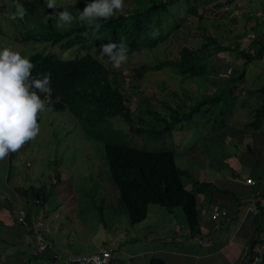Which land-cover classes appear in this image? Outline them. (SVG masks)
<instances>
[{
	"label": "trees",
	"instance_id": "1",
	"mask_svg": "<svg viewBox=\"0 0 264 264\" xmlns=\"http://www.w3.org/2000/svg\"><path fill=\"white\" fill-rule=\"evenodd\" d=\"M10 1L19 2V0ZM184 1L189 3V0ZM91 2L92 0H78L73 6H59L55 11L68 10L76 15L77 11H82ZM178 2L179 0H124V7H129L117 12L107 21H100L102 27L96 36H93L89 29L77 22L58 30L56 18H49L54 10L48 9L43 0H21V5L26 10L24 19L31 22L32 27L21 32L23 34L20 38H16L21 44H43L61 49V56L42 52L27 55L35 66L32 75L42 78L44 74H50L53 89L50 109L56 112L69 111L81 126L88 141L103 144L109 177L118 190L119 205L129 225L134 226L143 222L151 205L170 211L179 208L190 235L199 236L201 232L197 197L201 194H213L214 187L209 183L195 180L191 172L178 167L173 151L148 152L129 146L126 141L130 142V140L121 130L113 128L111 119L121 118L132 136H146L156 140L170 136L175 130L182 131V125L191 123L196 117L204 120L205 125L210 121L207 120L209 114L215 115L217 108L228 105L227 99L231 100V106H233L236 100V97H233L234 101H232V93L236 89L233 86L235 83H243L245 69L240 71L235 81L224 80L228 84L223 87L218 86L215 95L190 100V104L186 105L184 96L180 98L176 92H172L173 98L179 103L177 102L175 106L162 103L165 115L153 110L145 102V110L134 118L131 101L124 88V79L120 78L118 72L108 68L106 61L99 57L102 45L110 42L118 44L121 39L129 46L128 56L143 51H153L169 42L191 18H197L198 24L207 21L209 17L219 18L222 15L219 10L229 5L231 0H227L225 4L218 2L213 7L198 5L194 2L196 4L185 6L183 12L185 16L172 19L170 18V15L173 17L171 8ZM253 19L255 18H251ZM199 30L202 31L199 47L183 46L169 60L159 61L156 64H142L132 70L134 79L137 81L149 72H160L170 68L183 77L212 81L211 78L217 77L220 72V69L213 64L216 56L236 53L237 57L243 61V66L264 56V38L262 37L256 42L257 48L251 47L252 52L248 53L239 50V47L233 49L230 46L221 45L207 34L205 28L199 27ZM34 31L40 34H35ZM153 31L159 33L156 38L151 36ZM230 83L233 84L232 87L229 86ZM256 94L259 98L263 97L264 86ZM262 100L261 106L250 111V122L236 128L233 124L220 122L213 127L212 135L219 129L230 128L227 129L228 132L230 131V137L228 136L227 142L224 143L235 140L238 144H242L244 138L260 133L264 124V98ZM224 111L219 114L226 116ZM228 112V110L225 111V113ZM228 114L232 116V112ZM203 140L202 147L208 153L210 149H206V139L203 138ZM245 148L246 152H251L250 146L246 145ZM220 152L223 153L222 150ZM258 153L261 156V153ZM9 163L8 175H13L11 158ZM2 177L0 185L5 186L1 183ZM58 179L57 174L56 180ZM258 180L264 182V177L260 176ZM189 184L190 190L187 189ZM14 190L26 201V225L17 222V207L7 198H0V246H2L0 252L5 253L8 247H16L15 240L19 237L30 238L32 242L28 245L27 263L24 264H55L58 261L54 255L47 259V263L44 262L45 251L37 253L33 238L35 218L39 215L38 210L47 203L50 192L45 186L14 188ZM260 214L262 215L263 212ZM261 229L259 226V230ZM259 243L260 236L252 241L245 264H251L255 258L259 257V247H257ZM1 253L0 264H9L11 258L4 259ZM16 257L17 255L13 259L17 260ZM19 261L18 259L14 263ZM149 264H166V262L152 257ZM258 264H264V253Z\"/></svg>",
	"mask_w": 264,
	"mask_h": 264
},
{
	"label": "rangeland",
	"instance_id": "2",
	"mask_svg": "<svg viewBox=\"0 0 264 264\" xmlns=\"http://www.w3.org/2000/svg\"><path fill=\"white\" fill-rule=\"evenodd\" d=\"M43 1L45 2V0ZM77 1L56 0V4L57 7L73 6ZM226 1L189 0V3H186L184 0H179L176 5L172 6L173 17L170 15V18L185 16L184 9L189 5L197 3L213 7L218 2L225 4ZM16 5L17 3L10 0H0V49L9 47L25 57L34 52L61 56L62 51L58 47L31 43L21 44L17 41V38L23 34L21 32L31 28L32 23L24 18L16 20L10 18L11 14L16 11ZM128 7H124L123 10ZM219 11L222 12L219 18L209 17L201 24L197 23V18H191L169 42L153 51H143L129 56L128 62L122 65L119 70L105 62L108 68L118 72L120 78L124 79V88L131 101L134 118H137L145 110V102L153 110L165 115L162 103L175 106L178 102L173 98L172 92H176L180 98L184 96L186 105L190 104V100L215 95L218 86L223 87L228 84L224 80L235 81L240 71L245 69L243 83H235V86L232 83L229 84L234 89L236 87L232 93V101H234L233 97H236L233 106H231V100L227 99L228 105L224 104L225 106L221 105L220 108H217L215 115L214 113L209 114L207 120L210 121L205 125L204 120L196 117L191 123L183 124L182 131L175 130L170 136L156 140L146 136H132L121 118L111 119L113 128L121 130L130 140V142L126 141L129 146L148 152L173 151L178 167L183 170L188 169L190 165L183 158H202L207 155L203 153V138L206 139V149L215 153L212 144L214 126L223 122L224 124H233L236 128L251 121L250 111L261 106L262 98H264V96L259 98L256 94L264 86V56L246 66H243V61L237 57L236 53L216 56L213 59V64L220 69V72L217 77L211 78L212 81L183 77L170 68L160 72H149L142 79L136 81L132 70L142 64H156L159 61L169 60L183 46L199 47L202 34L199 27L205 28L207 34L215 38L221 45H227L233 49L239 47V50L245 46L256 49V42L261 37L258 34L260 35L264 31V25L260 23L259 19L257 20V14L264 16V0H231L229 5H225ZM251 18L255 19L251 20ZM34 33L40 34L37 31ZM251 34L258 36L257 40L252 43L246 40V37ZM230 69L231 73L228 74ZM224 110L232 112V116L230 117L229 112L225 113ZM223 111L226 116L219 114ZM39 118V135L20 151L12 153L5 160L0 161V178L3 176L1 183L7 187L0 185V198L10 200L17 207V211H25L26 201L16 194L14 188L45 186L50 195L39 214L47 212L48 224H56V226L66 229L65 240L70 238L67 243L71 244L69 246L73 255H85L93 248V242L102 240L107 234L118 236L117 241H122L127 235L121 232L126 227L128 228L129 222L119 205L118 190L110 180L104 159L103 144L88 141L81 126L68 112L56 113L49 110L41 113ZM227 129H219L216 135L228 138L230 131L228 132ZM262 133H264V129H262ZM249 137L246 139L250 140ZM243 145L245 142L239 145L235 140H231L222 149L223 153L220 152L218 157L209 155V158H225L226 155L229 156L227 158H233L227 150L233 152H237L239 149L244 150ZM258 148L262 156L264 146H258ZM10 158L13 175H8ZM57 174L59 175L58 181L56 180ZM71 191L76 195H70ZM75 198L76 200H74ZM34 209L37 208L34 207ZM42 218L43 216L35 218L34 224L36 225ZM118 233L120 235H116ZM103 249L112 251V248L107 244ZM114 258L121 260L123 255L115 253Z\"/></svg>",
	"mask_w": 264,
	"mask_h": 264
},
{
	"label": "crops",
	"instance_id": "3",
	"mask_svg": "<svg viewBox=\"0 0 264 264\" xmlns=\"http://www.w3.org/2000/svg\"><path fill=\"white\" fill-rule=\"evenodd\" d=\"M221 138V135L212 136L213 149L218 154L211 150L208 154L203 149V153L207 155L202 158H183L190 164L186 170L191 172L195 180L209 183L214 187L213 194H201L197 197L201 232L199 236L190 235L183 213L178 208L170 211L151 205L143 222L134 226L129 225L121 232L127 235L122 241H117L118 236L106 233L102 240L93 242L91 251L85 255H73L69 246L71 244L67 243L70 238L65 240L66 229L56 224H48L47 212H40L37 217L43 216L48 242L44 262L55 254L61 259L88 256L107 244L112 248L109 264H149L152 257L160 258L166 264H245L252 241L260 236V243L257 245L259 260L251 263L258 264L264 253V198L258 195V190L264 188V182L258 180L260 176L264 177V154L260 156L258 153V146H264V133L261 130L260 133L249 137L250 140L244 138V150L233 152L228 149V154L233 158H209V155L218 157L227 144L224 143L227 142L226 138L223 137L222 140ZM246 145L250 146L251 152H246ZM247 178L258 180L259 187L246 185ZM187 189H191L190 184L187 185ZM72 194L76 195L71 191L70 195ZM72 199L71 197V201ZM214 210L225 211L227 216L213 220ZM15 242L16 247H8L5 253L0 252L3 254L2 257L4 259L10 257L9 264L27 263L31 239L19 237ZM115 253L122 254L123 259H115ZM15 255L19 262L14 263L18 260L13 259Z\"/></svg>",
	"mask_w": 264,
	"mask_h": 264
},
{
	"label": "clouds",
	"instance_id": "4",
	"mask_svg": "<svg viewBox=\"0 0 264 264\" xmlns=\"http://www.w3.org/2000/svg\"><path fill=\"white\" fill-rule=\"evenodd\" d=\"M45 4L48 9L54 10L49 18H56L58 30L77 22L89 29L93 36L102 27L100 21L109 20L124 8V0H92L73 15L68 10L55 11L56 0H45ZM25 14L26 10L19 0L10 18L23 19ZM158 35V31L151 33L152 38ZM128 53L129 46L121 39L118 44L110 42L102 45L99 57L119 70L128 62ZM34 67L30 58L20 52L9 47L0 49V161L34 140L40 132V114L51 110L53 89L50 74H44L42 78L34 77Z\"/></svg>",
	"mask_w": 264,
	"mask_h": 264
},
{
	"label": "built area",
	"instance_id": "5",
	"mask_svg": "<svg viewBox=\"0 0 264 264\" xmlns=\"http://www.w3.org/2000/svg\"><path fill=\"white\" fill-rule=\"evenodd\" d=\"M256 17V16H255ZM258 17V18H257ZM257 20H260V23L264 25V16L261 14H257ZM258 36H261L264 38V31L261 32V34ZM258 36H255L254 34H251L250 36L246 37V40H249L250 43L254 42L257 40ZM241 51L251 53L252 50L245 46V48L240 49ZM231 73V69L228 70V74ZM245 184L253 187V188H258L259 183L258 181L252 179V178H247L245 180ZM258 195L261 198H264V188L258 190ZM227 216V213L225 211L221 210H214L212 214V219L217 220L219 218H224ZM17 222L21 225H26V212L24 210H18L17 214ZM36 244V251L38 254L44 252L48 248V242L46 240V235H45V230H44V223L40 219L37 224L35 225L34 229V236H33ZM111 253L110 251L106 249H100L96 253H93L88 256H77V257H67L61 259V257L58 254L54 255V258L58 261L61 262L62 264H109L111 260ZM259 260V258H256L255 261Z\"/></svg>",
	"mask_w": 264,
	"mask_h": 264
}]
</instances>
